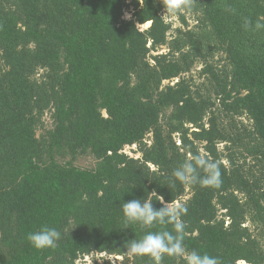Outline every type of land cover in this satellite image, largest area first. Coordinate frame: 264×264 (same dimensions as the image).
I'll use <instances>...</instances> for the list:
<instances>
[{"label": "trees", "instance_id": "obj_1", "mask_svg": "<svg viewBox=\"0 0 264 264\" xmlns=\"http://www.w3.org/2000/svg\"><path fill=\"white\" fill-rule=\"evenodd\" d=\"M193 7L173 30L162 0H0V264H153L127 243L171 226L120 212L153 190L186 204L189 251L264 264V0ZM203 153L221 186L168 188ZM43 226L61 239L37 250Z\"/></svg>", "mask_w": 264, "mask_h": 264}, {"label": "clouds", "instance_id": "obj_2", "mask_svg": "<svg viewBox=\"0 0 264 264\" xmlns=\"http://www.w3.org/2000/svg\"><path fill=\"white\" fill-rule=\"evenodd\" d=\"M196 0H162L165 13L169 17H178L180 12L193 13ZM244 27H253L252 22L245 18ZM255 30L264 29V22L257 21ZM203 173V175H201ZM172 180L168 188H175L176 182L192 186L199 184L202 187L219 188L222 184L221 168L217 161L208 158L206 153L193 154L179 164L172 172ZM160 203V208H154L152 201ZM124 229L130 225H137L141 229L151 228L154 225L171 226V231H148L139 238L127 243L126 254L132 257H148L153 264H161L165 256L182 258L184 264H220L217 257L207 253L201 254L196 250L189 251L184 240L186 238V223L182 219L188 208L183 201L172 200L166 202L164 197L156 191L147 194V198L132 199L121 204L120 208ZM30 245L37 249H50L61 239V232L56 228L43 226L31 232L27 237Z\"/></svg>", "mask_w": 264, "mask_h": 264}, {"label": "rangeland", "instance_id": "obj_3", "mask_svg": "<svg viewBox=\"0 0 264 264\" xmlns=\"http://www.w3.org/2000/svg\"><path fill=\"white\" fill-rule=\"evenodd\" d=\"M129 14L128 13H126L125 14V16H124V18L125 19H129ZM163 17H164V19L166 20V22H168V23H171V25H172V29L174 30V29H177L178 27H180V21L177 19V17H169L168 16V14L167 13H163ZM187 21H188V23H189V26H193L194 24H193V21H192V19L189 17V15L187 16ZM148 25L149 24H146L145 26H141L140 27V29H142V30H145L147 27H148ZM161 52H164V50H161ZM199 70V67H196L195 68V71H193V73H192V75L194 76V77H196L195 79V81H196V83H200V82H198L199 80H198V78H197V76H195L196 75V73H197V71ZM245 125H248V121L246 120V118L245 117H243V118H241L240 119ZM45 123H46V125H48L49 124V115H46L45 116ZM133 149L132 148H127V149H125V153L126 154H128L129 156H131V157H134L135 156V154H133ZM189 194H188V196L186 195L184 198H186V197H188L189 198ZM96 259H99L98 260V263L100 264V262H102L100 259V257L101 256H94ZM110 260H112V263L114 262V261H119L118 259H116V258H111ZM77 264H93V262H92V258H91V256H89V257H85L84 259H82V260H79L78 262H77ZM113 264H118V263H113ZM240 264H245V263H240Z\"/></svg>", "mask_w": 264, "mask_h": 264}]
</instances>
